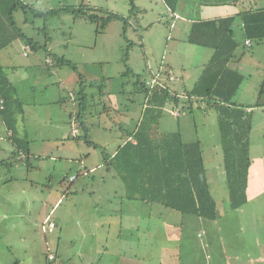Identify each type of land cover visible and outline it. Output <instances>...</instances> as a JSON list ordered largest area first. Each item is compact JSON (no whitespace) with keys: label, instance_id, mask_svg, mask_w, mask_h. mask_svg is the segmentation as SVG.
Masks as SVG:
<instances>
[{"label":"rangeland","instance_id":"rangeland-1","mask_svg":"<svg viewBox=\"0 0 264 264\" xmlns=\"http://www.w3.org/2000/svg\"><path fill=\"white\" fill-rule=\"evenodd\" d=\"M29 2L38 11L75 9L87 4L124 17L129 16L130 9L128 0ZM154 2L144 0L138 4L139 11L131 16L125 33L124 21L119 19L111 20L105 30L98 33L95 22L75 18L68 11L41 12L40 16L30 11L15 12L16 24L39 48H30L25 40L16 39L1 58L16 88V96L23 104L22 114L16 115V129L30 142L31 152L28 164L12 156L15 146L9 140L10 135L6 136L0 118V136H4L0 139V264H59L61 259L65 264H87L86 259L91 256L90 239L72 238L74 209H170L159 203L127 200L123 181L112 177L116 173L103 163L104 155L112 154L122 142L120 123L123 118L119 113L125 108L140 110L145 103L144 93L134 91L136 79L132 73L139 74L144 81L146 63L155 68L169 62L177 79L171 86L181 91L190 89L211 50L187 42L191 25L188 19L235 14L254 4L264 7V0H251V3L244 0L242 5L179 0V16L175 22L162 2ZM235 33L239 41L237 55L245 53L244 57H248L250 52L260 51L258 54L264 56L263 43L253 42L249 49L243 45L240 31ZM45 46L49 53L64 58L74 67L67 63L52 65L53 59L48 57ZM233 59L229 62L230 68L237 67ZM241 70L247 73L250 65H244ZM252 75L232 99L249 107L251 112L250 158L258 154L264 156V91L261 92L264 71ZM80 84L90 104L83 117L86 133L76 119ZM110 93L117 105L112 104ZM178 113L179 116H174ZM73 129L78 130L77 135L72 133ZM157 130L156 137L180 131L184 142L200 141L210 193L217 209H231L215 109H200L196 102L192 110L169 105L162 113ZM85 134L99 147L88 144ZM92 166L96 171L91 170ZM85 172L88 175H84ZM74 177H77L75 181ZM262 204L264 195L240 209H254ZM49 213L55 224L60 218V221L66 219V225L61 224V228L51 232L44 231L41 223H45ZM225 230L227 235L224 236L230 238L232 231L227 227ZM111 244L109 249L114 255L119 249ZM54 253L56 260L49 259V254Z\"/></svg>","mask_w":264,"mask_h":264},{"label":"trees","instance_id":"trees-1","mask_svg":"<svg viewBox=\"0 0 264 264\" xmlns=\"http://www.w3.org/2000/svg\"><path fill=\"white\" fill-rule=\"evenodd\" d=\"M137 1L128 0L129 16L124 17L119 13L87 4H81L75 9L69 7L70 9L38 11L22 0H0V52L16 39L25 40L30 48H39L16 24L14 14L17 10H22L23 13L30 11L37 16L42 15L41 12L47 14L55 10L68 11L73 13L75 18L83 17L95 22L98 33L104 31L111 20L119 19L124 21L125 33L126 24L131 16L139 11ZM243 1L203 0V3L242 5ZM163 3L172 13L177 12L179 0H163ZM103 13L106 15L102 16ZM237 17H241L245 39L253 42L264 39V8L250 7L239 14L196 19L191 23L187 42L212 50V55L190 89H185L184 92L177 90L171 86L174 80L170 81L167 78L165 85L149 89L139 74L132 73L136 79L134 91H141L145 96L144 110L137 130L134 133H126L131 134L130 137L135 142L133 143L132 139L127 140L129 135L124 134L123 139L126 141L113 154H105L103 160L107 169L114 171L123 181L127 200L159 203L182 214H191L206 220L215 219L217 204L210 193L200 141L184 142L180 131L155 136L160 118L167 106L181 105L182 110H192L196 102L198 108H213L217 113L230 207L238 209L245 204L248 171L252 163L249 153L252 117L248 111L249 107L232 101L245 78L240 71L229 66L239 46L233 30ZM45 50L47 51L46 46ZM47 52L48 57L53 59L52 65L67 63L74 67L64 58ZM160 71L164 77L171 74L164 69ZM129 72H132L131 69ZM77 100L79 112L76 119L86 133L87 127L83 117L90 104L83 84L80 85ZM0 106V118L12 131L9 138L15 146L13 156L20 152L29 156V141L18 135L15 130L16 115L22 114L23 104L16 96V88L1 64ZM179 115L180 113L174 116ZM122 131L124 132L123 129ZM85 138L88 144L99 147L97 143L88 139V134H85Z\"/></svg>","mask_w":264,"mask_h":264},{"label":"crops","instance_id":"crops-1","mask_svg":"<svg viewBox=\"0 0 264 264\" xmlns=\"http://www.w3.org/2000/svg\"><path fill=\"white\" fill-rule=\"evenodd\" d=\"M22 1L31 6L29 0ZM142 1L144 0L137 1V7H139L138 4ZM153 1H155L154 3H159V1L163 3V0ZM249 1L251 3V0ZM254 6L255 8H264L258 7L256 4ZM167 10L175 22V19L179 16L178 13H172L168 8ZM18 11L19 13L23 12L22 10ZM242 11L235 14H239ZM214 17L218 16L209 18ZM194 20L196 19H188L191 23ZM174 22L171 24V27H173ZM242 27L241 17H237L233 30L234 32L239 30L244 39L243 45L252 49L253 41H249V44H247V40L249 39L244 38ZM256 43L264 44V39ZM236 50L234 59H232L237 64V67L232 69L240 71L245 76L242 84L248 76L251 79L253 73L260 70L264 71V64L262 65L264 56L258 54L260 51L250 52L248 57H244L245 53L237 55ZM3 51L0 52V64L2 66L1 58L4 53ZM211 55L212 50L209 59ZM51 62L53 64V60ZM246 64L250 65L251 68L247 73L241 70L244 69V65ZM145 67L147 71L145 79L153 72H156L157 69H164L174 75L173 67L169 62L165 66L160 64V66H156L155 68H150L146 63ZM176 80L175 77L174 81ZM182 92L184 91L182 90ZM108 95L112 104L117 105L116 101H112L114 99L113 94L110 93ZM71 96L75 98V94L71 93ZM143 110L144 106L140 110L125 108L122 113H119L121 119L123 118V123H120V127L124 130L122 135L134 133L137 130ZM116 111L119 110L117 109ZM5 128L7 131L6 136L12 134L11 130L6 126ZM15 130L20 135L19 131ZM72 133L76 135L78 130L73 129ZM126 135H129L127 140L132 139L133 143L135 142L130 137L131 134ZM3 138L4 136H0L1 140ZM121 141L120 145L126 139L124 140L122 137ZM20 153L16 157H19V161L27 163L26 161H28L30 154L26 156L23 152ZM251 161L246 186V202L242 206L260 199L264 195V156L262 154H258L256 157L251 156ZM91 170L96 171L95 166H92ZM86 174L87 172L84 173V175ZM112 177L116 178L119 176L112 174ZM76 179L77 177L74 181ZM241 207L238 209L230 207L231 209H227V211L216 209L217 214L213 220H206L191 214H182L175 209H74L72 212L73 218H71L74 232L72 238H84L85 236L90 239L89 249H91V256L86 259L87 264H109L112 261H114V264H264V204L254 209H240ZM58 219L55 220L56 227L54 230L61 228V224L66 225V219L62 221H60V218ZM226 227L232 231L230 238L224 236L227 235L225 232ZM110 244L113 247L118 246L119 250L114 255H111ZM56 253L53 254V260H56ZM58 263L65 264L62 259Z\"/></svg>","mask_w":264,"mask_h":264},{"label":"built area","instance_id":"built-area-1","mask_svg":"<svg viewBox=\"0 0 264 264\" xmlns=\"http://www.w3.org/2000/svg\"><path fill=\"white\" fill-rule=\"evenodd\" d=\"M247 44H249V40H247ZM166 78L167 80H170V81L175 79L173 74H169L167 75V77H164V75L162 74V71L159 70V71L153 72L148 78L144 79V82H145V85L149 89H153L158 85H165ZM55 227H56V224L50 220L49 216H47L45 219V223L42 224V229L44 231L47 230L48 232H51L54 230ZM48 258L54 259V255L49 254Z\"/></svg>","mask_w":264,"mask_h":264}]
</instances>
